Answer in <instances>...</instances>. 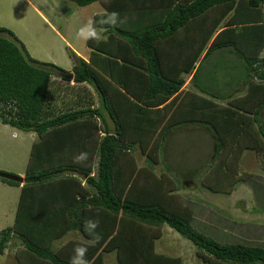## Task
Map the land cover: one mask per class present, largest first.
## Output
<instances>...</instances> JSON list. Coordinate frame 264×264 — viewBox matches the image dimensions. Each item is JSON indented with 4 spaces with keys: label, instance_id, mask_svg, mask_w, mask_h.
Listing matches in <instances>:
<instances>
[{
    "label": "trees",
    "instance_id": "16d2710c",
    "mask_svg": "<svg viewBox=\"0 0 264 264\" xmlns=\"http://www.w3.org/2000/svg\"><path fill=\"white\" fill-rule=\"evenodd\" d=\"M70 1L96 4L88 20L98 25L111 12L126 21L99 25L104 38L86 40L87 56L69 50V71L33 59L0 27V122L37 137L23 184L0 179L20 189L13 225L0 231V254L15 238L17 264H69L77 245L88 248V264H104L108 253L115 264H182L155 250L167 225L197 248L202 264H264L263 246L221 244L196 230L177 180L154 171L169 133L188 125L206 128L212 155L177 171L183 179L200 172L202 188L230 194L246 180L239 171L246 151L263 156L264 171V0ZM221 50L242 64V96L234 95L239 76L219 95L208 78L196 80ZM233 69L237 75L240 67ZM210 83L218 87L215 77ZM81 153L87 158L77 161ZM86 219L99 220L98 241ZM70 233L79 238L54 247Z\"/></svg>",
    "mask_w": 264,
    "mask_h": 264
},
{
    "label": "rangeland",
    "instance_id": "374dc122",
    "mask_svg": "<svg viewBox=\"0 0 264 264\" xmlns=\"http://www.w3.org/2000/svg\"><path fill=\"white\" fill-rule=\"evenodd\" d=\"M97 7L96 4L80 7L70 0H0V27L12 31L33 59L53 63L69 71L72 68L69 50L80 57L89 54L86 40L79 38L77 33ZM262 55L264 56V51ZM239 64L235 56L222 50L217 51L203 62L196 80L202 83L208 78L212 92L219 95L218 91H224L223 83L228 80L232 82L242 74V64ZM235 65L240 67L237 75L233 69ZM224 74L227 76L225 80ZM214 77L218 81V87L216 83L213 88L210 80ZM95 101L97 106L96 96ZM36 138L35 133L20 132L0 122V171L24 177L31 143ZM211 150V142L206 135H171L159 152L161 163L154 166V171L160 174L166 170L177 180L182 201L190 204L194 210L192 226L196 230L221 244L242 243L264 248L263 156L246 152L239 163V171L246 180L238 183L230 194H215L200 186V172L194 178L183 179L179 175L181 172H188L187 167L208 163ZM135 155L140 166L146 163L138 151ZM190 183L194 186L189 185ZM19 190V187L9 186L0 180V231L13 225ZM71 238L79 236L70 233L56 241L54 247ZM19 246L20 242L13 238L4 253L0 254V264H17L14 253ZM155 250L168 256L181 257L182 264H202L196 254L197 248L167 225H163L162 235L155 241ZM115 263L114 253L104 255V264Z\"/></svg>",
    "mask_w": 264,
    "mask_h": 264
},
{
    "label": "clouds",
    "instance_id": "9594fccd",
    "mask_svg": "<svg viewBox=\"0 0 264 264\" xmlns=\"http://www.w3.org/2000/svg\"><path fill=\"white\" fill-rule=\"evenodd\" d=\"M126 21L121 20L120 13L111 12L106 13L105 17L99 22V25L117 26L120 23ZM94 19H89L78 31L77 36L83 40H100L103 38L104 28L100 27ZM87 158L86 153H81L76 159L77 161H83ZM99 227L98 219H86L84 222L85 231L90 235H93L95 240H99V235L96 233V229ZM88 248L83 245H77L73 249V256L70 259L69 264H88L86 256Z\"/></svg>",
    "mask_w": 264,
    "mask_h": 264
},
{
    "label": "crops",
    "instance_id": "0c3cea01",
    "mask_svg": "<svg viewBox=\"0 0 264 264\" xmlns=\"http://www.w3.org/2000/svg\"><path fill=\"white\" fill-rule=\"evenodd\" d=\"M35 10H36V12L40 15V17L42 18V19H44L45 21H46V18L40 13V11H38L37 9H36V7L34 6V5H32L31 3H30V1L28 2ZM52 29H54V28H52ZM56 31V30H55ZM57 32V31H56ZM62 39V38H61ZM63 40V39H62ZM66 43V42H65ZM197 66V65H196ZM241 66V65H240ZM189 81H190V78H188L187 79V81H186V84H185V86L184 87H187V88H189ZM234 84V83H233ZM222 87H223V84H222ZM235 88V93H234V95L235 96H242V95H244V93H245V91H244V89H245V87H244V85L242 84V75H240L239 77H238V80H236V86L234 87ZM226 90H228V89H226ZM231 92V91H230ZM260 120H261V124H262V126H264V108H263V110H262V113L260 114ZM184 133H190V134H195V133H198V134H201V135H206V136H208V132H207V130H206V128H204V127H202V126H200V125H188V126H180V127H178V128H176L175 130H173V131H171L170 133H169V137L172 135H177V134H184ZM208 138H209V136H208ZM210 139V138H209ZM211 146H212V143H211ZM246 152H251V151H246ZM246 152H244L243 153V155H242V157L243 156H245V154H246ZM209 222V221H208ZM210 223V222H209Z\"/></svg>",
    "mask_w": 264,
    "mask_h": 264
},
{
    "label": "water",
    "instance_id": "95a60500",
    "mask_svg": "<svg viewBox=\"0 0 264 264\" xmlns=\"http://www.w3.org/2000/svg\"><path fill=\"white\" fill-rule=\"evenodd\" d=\"M0 179H5L8 181H13L15 183H19L20 185L23 184V177L15 176L12 174L3 173L0 171Z\"/></svg>",
    "mask_w": 264,
    "mask_h": 264
}]
</instances>
